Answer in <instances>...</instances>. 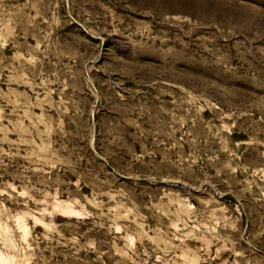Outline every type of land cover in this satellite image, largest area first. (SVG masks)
Listing matches in <instances>:
<instances>
[{
  "label": "rangeland",
  "instance_id": "1",
  "mask_svg": "<svg viewBox=\"0 0 264 264\" xmlns=\"http://www.w3.org/2000/svg\"><path fill=\"white\" fill-rule=\"evenodd\" d=\"M0 264H264V0H0Z\"/></svg>",
  "mask_w": 264,
  "mask_h": 264
}]
</instances>
